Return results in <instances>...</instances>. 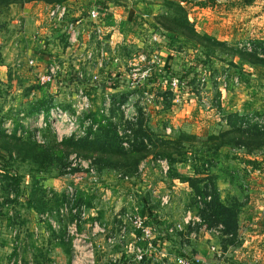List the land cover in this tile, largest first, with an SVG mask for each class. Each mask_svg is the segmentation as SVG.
<instances>
[{
    "label": "rangeland",
    "instance_id": "obj_1",
    "mask_svg": "<svg viewBox=\"0 0 264 264\" xmlns=\"http://www.w3.org/2000/svg\"><path fill=\"white\" fill-rule=\"evenodd\" d=\"M125 1L127 3L124 0H111L114 4L120 3L122 7H117V11L121 10L122 12H115L116 18H114L115 16L112 13H109L111 15L109 17H112L113 21L116 20L114 22L117 25L115 31L111 29V27H114L113 22L111 24L112 18L108 19L107 17L105 19L107 29L110 32L103 36V41L98 40L93 33L89 35L87 33L88 28H86L80 37L82 45H74L73 48L76 51L73 53V49H67L69 54L62 58L58 53L61 50L56 49V43L62 46L68 45L65 34H61L60 30L56 32L58 33L56 35L57 38L54 39L53 44L49 43L48 45L47 43V48H43L45 44L41 42L42 38L40 37V50H37L36 43H38V39L34 36L33 40H30L33 36V32H30L28 33L30 35L26 38L23 37V40L15 38V40H18V49L21 54L17 57L16 55L13 56V59L9 60L10 62L6 64V67H2L1 63L11 56L9 54V44L15 36L14 33L19 30L23 32L27 23L18 18V13L20 12L18 3L2 9L0 11V126L2 125L7 135H12L17 125L16 121H19V116L17 117L19 108L22 107L27 99L32 100L34 97H46L48 100H45L44 103H50L49 99L52 98V102L61 105L69 111H78L83 116L91 111L99 113L105 108L106 94L115 93L113 88L120 87L129 94L133 91L136 99L120 102L129 103L130 113H136L137 119L132 123L124 121L125 111L121 106L115 105L109 108L111 117L115 118L114 121L121 124L124 123L133 129L146 126V129H151L149 132L161 135L157 138L159 143L169 139L166 136H170L172 130L171 133H167V128H175L176 135H173V139H177L182 135L181 133L185 135V138L181 139L180 154L175 153L173 155L175 161L172 162V158H164L158 154V149L149 147V151L139 162H144L145 164L144 174L137 175L139 163L135 164L134 157L123 159L111 152L103 154L97 146L94 148H97V151L93 154H87L88 151L80 152L74 150L63 142L66 138L59 140L55 131L47 127L44 133V143L36 144L30 137L23 135L22 142H19L17 146L11 143L8 146L10 149L4 150L0 148V155H3L2 158L0 157V169H2L0 172V191L2 196L7 193V190H15L14 192L17 193L24 184L22 186L20 182L18 190L14 189L17 185L16 177H19V175L27 177L31 181L30 185L28 184L29 189L33 187L36 190V196L40 198L39 204L47 211L60 205V199L67 197V186L73 184L78 188V194L82 191L89 197L82 196L81 199L86 204L87 202L89 203L87 204V210L90 214V221L94 217L98 220L102 219H99L96 214L92 215L90 213V210L95 208V206L100 207V209L108 207L106 209H111L113 217L115 216L117 220V211L135 212L136 210L133 208L136 207V204L133 202H140L141 200L138 197H143L142 200L147 198L150 200L149 205L151 207L154 205V208L157 209L153 223L151 224L149 220L147 221L149 226H154L153 235L158 239L157 260L154 264H177L176 257L180 252L183 255H188L187 251L196 247L193 242H189L186 239L189 227L185 226L184 230H177L172 234L166 235L162 233L161 229L181 221L184 212L194 206V198L190 192L189 183L185 180L188 177H193L192 183L202 186L201 177L204 174H210L213 164L206 157L209 154L213 156L215 151L221 148L222 144V140L218 141L219 139L216 140L209 134L208 145L206 147L201 145L202 139L207 135L198 122H208L209 120L211 121L210 131H219L218 121L213 120L209 113L211 110L206 109L205 104L201 100L199 101V98L194 97L191 101L189 96L199 95V97L212 98L215 94H219L221 97L223 93H231L237 90L233 87V81H229L227 86L222 85L224 74H227L228 77L231 74L230 67L226 66V64L229 65L230 63L231 50L229 49L232 48V42L229 39L222 40L223 38H217L218 36L216 37L213 34L217 33V31L218 33L219 31H224V23L226 22L223 20L225 17L220 13L221 9H218L219 14L217 17L214 6L213 8L208 7L212 5L205 6L202 9H193L194 6L199 5L196 4L198 0H192L189 1L192 5L190 7L187 5L185 7L186 12L182 13L179 10L180 5L177 4L179 0H174L175 3L172 2L173 0ZM164 5H171L175 9L176 12H173V17L176 27L190 29V31H200L201 29L203 34L216 37V39L222 41L223 45L215 44L214 40L206 36H195L198 39L197 42L195 39H190L177 31L163 30L160 25V20L163 19L162 17L161 19L159 18V13L165 11ZM224 10L226 9L224 8ZM49 23L53 25L51 21ZM25 40L33 42L34 45L30 46L36 48L38 52L45 50L49 55H53L52 59L39 60V57L33 52L27 51L28 44L25 43ZM102 43H105L108 51V66L105 69L101 67L95 69L97 60H92L88 56L86 58V53L87 51L89 53L91 49L96 50L102 46ZM30 59L34 60L35 67L30 65ZM99 59L101 58L99 57ZM53 60L59 64L60 69L57 71L56 76H52L49 81L42 83L39 78L40 74L48 70L49 63ZM113 60H122V63L117 65L120 62L116 64ZM147 68H151L149 73L145 78H141L142 76L140 77V75ZM77 72L82 79L75 77ZM94 73H96L98 78L93 77ZM109 74H119L122 77V81L115 80L113 76L115 80L113 86L107 84V76ZM172 77H178L179 86L172 87L170 84ZM201 77L206 78L204 80L206 83L203 82L204 84H202L201 81L203 80H199ZM186 81L189 82L187 84L189 85L188 87L183 85ZM117 83H119V86ZM130 85L135 87L129 89L128 86ZM143 91H148L151 96H146ZM82 95H87L88 101L83 99ZM206 105L209 106V104ZM202 114L207 116L202 117ZM17 135L19 134L17 133ZM155 137L153 136V139ZM106 138L107 134L104 135L103 139ZM225 141L226 138L222 142L225 143ZM0 143L2 142L0 141ZM205 151L209 153L205 155ZM75 152L79 153L82 159L90 160L93 163L92 165L96 167L100 179L98 183L93 185L85 170L69 168L71 156ZM8 155L10 156L9 158H7ZM158 158L169 161L168 164L171 168L168 173H164L160 164L156 163L155 160ZM10 170L12 171L11 173ZM14 171L15 175L12 174ZM117 172L133 177L131 181L126 183L136 181L142 184V182L146 181L140 180V177L153 176V185L156 187L152 186L151 188L149 184L147 186L138 184L139 192L132 193L130 190L128 194H125V189L120 190L122 187L118 183H113L116 181H110V185L119 186V191L118 193H109V183H106L104 179L112 176L113 180L122 181L116 177ZM78 175H83L85 177L84 180L76 179ZM10 176L13 178L11 179ZM207 183L210 185L209 181ZM210 186L213 191V185ZM128 187L129 185L125 186V188ZM154 187L159 194L168 192L171 195L170 205L163 206L161 204L159 197L156 196L157 194L152 192ZM130 188H136V186L133 184ZM86 189H88V192ZM128 197L129 203H127ZM4 200H8V198H4ZM15 201L19 204L17 199ZM55 220L58 222L59 228L53 230L54 234L66 237L68 235L67 225L71 224L74 218L71 215L59 216V218L55 216ZM101 221L103 222V219ZM46 223H48L46 224L47 226L50 225L48 221ZM85 223L83 224L87 227L90 222L87 221ZM121 224L120 221H117L116 226L111 228V232L119 234L122 228ZM137 230L133 224H127L125 230L126 240L113 246L108 245L107 248L110 249V253L124 252L125 246H128L129 242L132 243L134 236L139 235ZM191 231L195 238L190 241H196L201 234L198 226H191ZM17 234L16 228L10 232V227L4 228L0 226V243L5 241V239L14 238ZM147 245L148 243L141 246ZM17 253L18 255L22 253L20 247ZM131 256L132 254L122 253L121 257L123 259L112 258V264H117L119 260L127 262ZM108 257L110 258L111 256ZM23 261L27 264V261L22 260L21 256V264H24ZM110 261L111 258L106 264H109Z\"/></svg>",
    "mask_w": 264,
    "mask_h": 264
},
{
    "label": "crops",
    "instance_id": "obj_2",
    "mask_svg": "<svg viewBox=\"0 0 264 264\" xmlns=\"http://www.w3.org/2000/svg\"><path fill=\"white\" fill-rule=\"evenodd\" d=\"M93 1L66 0L64 3L69 8L71 7V13L75 16L81 14L86 5H90ZM124 2L127 3L125 0ZM106 3L109 6V13H112L114 18H116L115 12H122L121 10L117 11V7H122L120 3L114 4L111 0H106ZM182 3L185 7L192 5L189 1ZM53 4V1L49 0H28L17 4L20 11L18 18L26 22L27 26L23 32L19 30L14 33L15 36L9 44L11 56L4 61L5 63H1L2 67H6L13 56L16 55L17 57L21 54L18 49V40L15 38L23 40V37L26 38L30 35L28 33L33 32L30 40L34 36L37 37V50H40V37L42 38L41 42L45 44L43 48H47L49 43L53 44L54 39L57 38L56 35H58L56 32L59 30L61 32L60 26L49 23L48 14ZM213 6L217 17L218 9H221L220 13L225 17L223 20L226 22L224 23V31H219V33L217 31L213 34L218 36L217 38L229 39L232 42L230 63L226 66L230 67V77H236L238 83L237 85L232 83L233 87L237 89L236 91L223 93L221 97L219 94H215L212 98H208L211 104L204 106L211 110L209 113L213 120L218 121L219 131H210L211 121L209 120L208 122H198L207 135L202 139L201 145L203 147L208 145L209 134L211 136L218 135L222 131L230 134V137L236 135V138L221 144V148L217 149L213 156L209 154L213 163L212 168L210 174H204L201 178L203 179V187L206 186L205 189L211 187L208 185V181L215 184L221 202L226 207L234 209L235 217L234 220L217 221L213 225L208 224L215 227L221 226L219 235L211 234L199 228L201 234L196 241H190L195 236L191 231V226H188L186 239L193 242L196 247L187 252L188 255L197 258L202 264H264V132L258 139L253 135L256 133V129L244 135L236 130L239 127L246 129L241 125L242 119L246 116L253 114L264 116V0H215V4L208 7L213 8ZM197 8L202 9L203 7H193V9ZM112 22L114 27L111 29L115 31L117 25L114 22L116 20L113 21L112 18L111 24ZM163 30L166 29L163 28ZM30 40H25V43L28 44L27 51L33 52L39 57V60L52 59L53 55H49L47 51L38 52L36 48L31 47L30 45L33 46L34 43H31ZM244 41H252L256 48L252 51L243 48L240 43ZM56 44V49L61 50L58 52L61 57L69 54L64 45ZM113 62L116 64L120 62L117 64L119 65L122 60H113ZM199 80H203L201 81L202 84L206 83L204 82L206 78L201 77ZM194 97L199 98L200 101L203 96H189L191 101ZM29 100L27 99V101ZM185 106L187 107V105ZM183 111L185 110L183 109ZM203 116L206 117L207 115L202 114ZM256 127L258 126L251 125L247 128ZM204 153L208 154L209 152L205 151ZM0 157L2 158L3 155ZM1 171L2 169H0ZM12 174L15 175V171ZM18 178L22 186L24 184L20 191L16 193L13 190H7L3 196L0 191V226L10 227V232L16 228L18 233L14 238L1 241L0 264H16L17 259L21 260V256L22 260L27 261V264H106L110 258L112 264V258L121 259L123 251H117L115 254L110 253L105 236L93 235L89 225L85 227L83 223L78 224L77 236L79 238L77 240L73 236L67 238L64 235H55L53 230L59 228L55 216L59 218L57 209L60 205L55 209L51 208L52 210L46 211L39 204L40 198L36 196V190L33 187L29 189L31 181L21 175ZM84 178L80 180H84ZM113 179L112 176H108L104 180L106 183L116 181L113 183H118L122 187L120 190L125 189V194H128L130 190L132 193L139 192L137 188L139 185L147 186L149 184L151 188L155 186L153 185L154 178L150 175L139 178L146 181L142 184L136 181L126 183ZM133 184L136 188H130ZM127 185L129 187L125 188ZM108 186L110 188L109 193H118L119 186L114 187L110 183ZM86 190L88 192V189ZM77 192H79L78 188ZM82 196L88 197L81 191L78 197L81 198ZM4 198H8V200H4ZM16 199L19 204L15 201ZM127 203H129V197ZM133 203L136 204L133 209L153 223L157 213L154 205L151 207L150 203L142 204L141 201ZM106 208L100 209V207L95 206L90 210V213L96 214L99 219L102 218L107 230L111 232V228L116 226L118 220L115 216L113 217V211ZM46 221L50 223L49 226L46 225L48 224ZM152 240L157 247L158 239L155 237ZM211 245H215L218 250H212ZM19 247L22 250L21 256L17 253ZM156 250L158 247L150 252L146 264H154L153 260L157 255ZM24 264L26 263L24 262Z\"/></svg>",
    "mask_w": 264,
    "mask_h": 264
},
{
    "label": "built area",
    "instance_id": "obj_3",
    "mask_svg": "<svg viewBox=\"0 0 264 264\" xmlns=\"http://www.w3.org/2000/svg\"><path fill=\"white\" fill-rule=\"evenodd\" d=\"M108 11L106 12L104 9L99 8L98 6H92L90 7L86 12L73 15L71 13V9L69 6L65 3H55L52 5L51 9L49 10L48 19L51 21L54 25L60 26L62 34H65L68 45L66 48L69 50H72V53L76 51L74 49V45H82V42L80 41L81 34H83L84 30L88 28L89 35L92 33L97 36L98 40L103 41V36L108 32H110L107 29V24L105 22V19L109 16ZM105 22V24H104ZM95 40V39H94ZM240 45L249 50H254L255 44L252 41H244L240 43ZM111 46V45H109ZM71 53V54H72ZM92 58V60H97L95 69H99L97 67L106 68L108 66V51L105 47V43H102V46L98 47L96 50H90V52L86 53V58ZM99 57L101 59H99ZM57 58V57H56ZM60 58V57H58ZM63 58V57H62ZM78 59V58H77ZM81 60V58H80ZM30 65L35 67L36 64L34 63L33 59H30ZM90 62V61H89ZM60 69L59 64L55 62V60L51 61L48 66V70L45 71V73L40 74V79L42 83H45L49 81V79L52 76H56L57 71ZM151 68H147L145 71H143L142 75H140L141 78H145V76L149 73ZM122 81V77H120L119 74H109L107 76L108 81L107 84H110L113 86L114 79ZM75 77L82 79L81 75L77 72L75 74ZM94 78H98L96 73H94ZM113 80V81H112ZM222 85L227 86L229 81H233L234 83H238V79L236 77L231 78L228 77L227 74H224ZM119 82V81H118ZM189 82H185L183 85H187ZM119 86V83H117ZM170 84L173 88L179 86L180 81L178 77H172L170 79ZM189 85H187L188 87ZM134 85L128 86L129 89L134 88ZM113 90L115 93L118 90L122 89L120 87H114ZM82 93V92H81ZM143 94L146 96L149 95L148 91H143ZM114 93L106 94V104L105 108L102 109V112L105 114V116L111 121L114 122L116 125V131L120 137L121 145L124 148H130L132 143L135 140L133 129L130 126H127L126 124L117 123L115 118L111 117V114L109 113V108L112 106V98ZM83 99L88 101L87 95H82ZM136 99L134 97L133 91L126 96L125 100L131 101ZM201 102L206 104H211V101L206 98L202 97ZM89 105V103H87ZM118 106H121V108L125 111V120L130 123L135 122L137 119L136 113L133 114L130 113V105L129 103H118ZM91 118H86L85 120H82V115L78 111L70 112L68 110L63 109L60 105H55L50 109L49 114L47 115L44 111H40L32 116H29L25 118L21 123H23V128H19L17 133L24 134L27 132V129L34 131V138L39 143L44 142V135L43 131L49 127L53 131H55L56 135L58 136L59 140H62L63 138L67 137H82L86 134L87 128L89 126H93L94 129L97 128L98 123H93L91 121ZM241 125L243 128H247L251 125H256L259 128H264V116L262 115H248L245 118L242 119ZM167 133H171V128H167ZM157 164H160L161 170L164 173H168L170 170V165L168 164L169 161L167 159H161L158 158L155 160ZM93 163L90 160H85L84 158L80 157L77 153H74L71 156L70 164L68 165L69 168H77V169H83L87 173V176H89V180L93 185L95 183L99 182V176L96 170V167L92 165ZM145 168L144 162L139 163L138 171L136 174L143 175ZM116 177L122 181L129 182L133 179V177L128 174H124L122 172H117ZM83 178V175H78L76 179ZM152 190L153 193L157 194L156 196L159 197L160 202L163 206L170 205L171 204V195L168 192L159 194L157 191ZM190 192L193 195L194 198V206L192 208L187 209L182 217L181 221H177L173 223L171 226L161 229L163 234H172L177 230H184L185 226H198L200 229H204L208 231L211 234L219 235L221 232V226H209L208 223L205 221L203 216L200 213V210H202L206 203L211 201L212 199V190L210 187L205 189V192L198 193L196 192L191 186H189ZM66 200L59 206L57 209V214L61 217L69 216L71 215L74 220L71 224H68L67 226V237H72L77 240L79 238L77 236V226L78 224L85 223L89 221V226L92 228V234L93 235H103L105 236V240L108 245L113 246L116 243H120L123 240H126L125 238V230L127 224H133V226L138 229L139 235L134 236L132 243L129 242L128 246H125L123 254H132L131 258L127 262H123L122 260H119L117 264H146L148 260V256L150 255V252L154 250V248H157L156 245L153 244V240L155 239L154 233V226H149L148 219L144 217L141 213L135 212H126V211H117L116 217L117 220L120 221L122 224V228L119 234L113 233L107 230L105 224L98 220L97 218L90 219V214L88 209V206L85 202L79 201L77 188L75 185H68L66 189ZM139 200H141L142 204H149V199H143L141 197H138ZM195 210V211H194ZM42 218H45L42 216ZM152 224V223H151ZM154 236V237H153ZM148 243L147 246H141L142 244ZM211 249L217 251V247L215 245H211ZM123 259V257H121ZM157 258L154 257L153 262H155ZM117 262V261H116ZM123 262V263H122ZM177 264H202L197 258L190 256V255H178L176 257ZM17 264H21V260L17 259L15 262ZM55 264V263H54Z\"/></svg>",
    "mask_w": 264,
    "mask_h": 264
},
{
    "label": "trees",
    "instance_id": "obj_4",
    "mask_svg": "<svg viewBox=\"0 0 264 264\" xmlns=\"http://www.w3.org/2000/svg\"><path fill=\"white\" fill-rule=\"evenodd\" d=\"M25 1H28V0H0V11L4 8H8L12 4L21 3V2H25ZM49 1H53V3L55 4V3H64V1H66V0H49ZM183 1L188 2V1H192V0H179V1H177L178 2L177 4L180 5L179 6L180 12L185 13L186 9L182 3ZM193 1H195V0H193ZM172 2H174V0ZM196 4L201 6V7H205L208 5H214L215 0H198L196 2ZM90 6H98L99 8L104 9L106 12L108 11V13H109V8H108L109 6L106 3V0H94L90 5H88V4L86 5V8L83 9L82 13L86 12L90 8ZM164 7H165V11H163L159 15V18L161 19V17H162L163 20H160V25H161V27L165 28L167 31H170V32H176L177 31V32L185 35L186 37H189L190 39H195L197 42H198V39H196L195 36H198V37H205L206 36L209 39L214 40L215 44L223 45L222 41L216 39V37H211V36H208L206 34H203L199 30L190 31V29L176 27V25L174 23V17H173V12L174 13L176 12L175 9H173V7L171 5H168V6L164 5ZM70 9H71V7H70ZM109 16H108V19L109 18L111 19V17H109ZM191 33H193V34L191 35ZM229 50H231V49H229ZM128 95H129L128 92L126 93L123 90L122 91L118 90L113 95L112 106H115V105L118 106V103H121L120 101L125 100L126 96H128ZM51 99H49L51 101L50 103H46V102L44 103L45 100H48L46 97L34 98L31 101L25 103L21 108H19V111L17 113V117L19 116V121L18 122L16 121L17 125L14 128V133L12 135H7L5 133V129H3L2 125H1L0 126V141L2 143H0V148H2L4 150L10 149L8 146H10L11 143L16 144V146H17L19 144V142H22L23 135L24 136L27 135V137H30V139H32L36 144L39 143L34 138V131L33 130L27 129L26 133L20 134V135H17V131L19 128H21V127L23 128V123H21V121H23L25 118L32 116V115H34L40 111H44L48 115L50 112V109L57 104V103L52 102L53 99L52 100ZM57 105H59V104H57ZM62 108L65 110H68L64 107H62ZM70 112L74 113L75 111H70ZM88 117L92 119L91 121H93L94 124L98 123V126L96 129H94L93 126H89L87 128V132L84 136H82V137L71 136V137H69V138L67 137L66 139L63 140V142L68 144V146L70 148L77 150V151H80V152L88 151L87 154L95 153L97 151V148L96 149H94V148L97 146L98 149H101L100 151L103 154H106L107 152H111V153L116 154V156L123 158V159H130V158L134 157L135 158V164H137L140 162V160L149 151L148 148L154 147L155 149H158L157 152L160 156H162L164 158L165 157L166 158H172V162H174L175 160L173 159V155L175 153L178 155L180 154V152H179L180 148L179 147L181 146L180 145L181 139L185 138L184 133H181L182 135H180L177 138L178 140L173 139V135H176V131H175V128H172L171 129L172 130L171 135L166 136L169 139H165V141H161L159 143L158 142L159 139L157 140V138L161 135H157L156 133L153 134V133L149 132L151 129L150 128L146 129L145 128L146 126L145 127L140 126L136 129L132 128L135 140L132 143L131 147L126 149L121 145L120 137L116 131V125L114 124L113 121H111V119L107 118L102 111L99 113L92 112V111L90 113H86V114H84V116L82 115V120H85ZM253 129L257 130L256 133H254L253 135L259 139L263 135L264 129H261L259 127L246 128V129H241L240 127L236 128V130L243 135L246 133H249V131H252ZM45 130L43 131V135L45 133ZM105 134H107V138L103 139ZM153 136H156V137L153 139ZM212 137L215 139H219L218 141H221V140L223 141V139L226 138V141H227L230 139H235L236 135L233 137H230V134H226L225 132L222 131V133H220L218 135H212ZM222 141H221V143L223 144ZM44 142H45V139H44ZM99 142H102V143L99 144ZM176 143H178V144H176ZM77 154L79 155V153H77ZM205 155H207V154L205 153ZM9 157L10 156L8 155L7 158H9ZM206 158H209V155ZM209 160H211V159L209 158ZM170 168H171V166H170ZM74 169H77V168H73V170ZM10 178L12 179L13 177L10 176ZM16 179H17L16 180L17 185H16V188H14V189L18 190L19 185H20V179L18 177H16ZM193 179H194L193 177H188V179H186L185 181H187L189 183V186H191L196 192H198V193L205 192L206 186L203 187V185L201 186V185L193 184L192 183ZM201 180H203V179H201ZM209 184L213 185L212 199H211V201L206 203V206L202 210H200V213L203 216V218L205 219V221L208 224L213 225L217 221L234 220V217H235L234 216V209H232L231 207H230L231 209L229 207H226L225 204L223 205V203L220 200L219 194L217 192V187L215 186V184L212 181H209ZM13 191H15V190H13ZM81 198H79V201L84 202L83 199H81ZM65 200H66V198L65 199L61 198L59 204L61 205ZM180 254H181V252L178 255H180ZM181 255H183V254H181Z\"/></svg>",
    "mask_w": 264,
    "mask_h": 264
}]
</instances>
